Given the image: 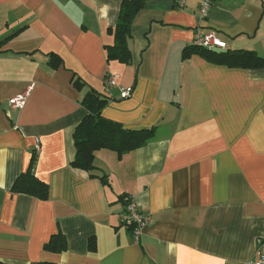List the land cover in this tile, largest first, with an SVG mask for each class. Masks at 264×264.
Listing matches in <instances>:
<instances>
[{
    "label": "crops",
    "instance_id": "crops-1",
    "mask_svg": "<svg viewBox=\"0 0 264 264\" xmlns=\"http://www.w3.org/2000/svg\"><path fill=\"white\" fill-rule=\"evenodd\" d=\"M124 0H0V260L6 264H260L264 261V68L184 58L215 33L219 51L264 58V0H153L136 16L129 64L107 61ZM52 55L62 62L53 66ZM118 75L109 92L105 80ZM83 82L75 86V79ZM122 88H133L128 99ZM91 90L103 117L157 127L121 158L95 153L75 169L74 132ZM26 95L23 109L9 105ZM43 201L13 193L29 169ZM91 175H94L92 177ZM130 197L152 223L139 240L122 225ZM62 233L67 249L44 250ZM94 242V248L91 244Z\"/></svg>",
    "mask_w": 264,
    "mask_h": 264
},
{
    "label": "trees",
    "instance_id": "trees-1",
    "mask_svg": "<svg viewBox=\"0 0 264 264\" xmlns=\"http://www.w3.org/2000/svg\"><path fill=\"white\" fill-rule=\"evenodd\" d=\"M149 1L153 0H124L121 5L118 23L115 28L109 30L114 36V44L106 48L107 61H117L123 64L131 63L133 56L128 42L131 38L133 22ZM192 55H200L213 64L231 68H264V58L254 51H212L199 48L193 44L185 49L184 58L187 59ZM52 56L50 62L54 67L62 62L57 55ZM80 80L79 77L75 79V86L84 85ZM108 103L109 98L95 90L88 92L83 99L82 104L88 114L74 132L76 157L71 163L73 168L91 173L95 170L96 152L104 149L111 150L117 152L121 158L127 153L144 147L155 136L157 127L139 130L127 129L123 125L103 117V110ZM37 156V152L34 151L28 171L17 179L12 191L13 193L26 194L45 201L49 196V187L34 174ZM91 176L94 177V175ZM91 248H94V242H92ZM66 249L67 241L62 233L52 236L44 246L45 251L56 254L62 253ZM0 264L6 263L0 260ZM34 264L54 263L42 262Z\"/></svg>",
    "mask_w": 264,
    "mask_h": 264
},
{
    "label": "built area",
    "instance_id": "built-area-1",
    "mask_svg": "<svg viewBox=\"0 0 264 264\" xmlns=\"http://www.w3.org/2000/svg\"><path fill=\"white\" fill-rule=\"evenodd\" d=\"M186 0H179V5L182 7L185 4ZM212 2L211 0H200V17L201 20H205L211 9ZM195 46L208 50H224L226 48V43L219 39L215 33H209L207 35H197L195 37L194 43ZM118 75H110L105 80L107 92L114 86H116ZM121 98L128 99L133 94V88H122ZM27 96L20 95L9 100V105L15 109H23L26 104ZM40 150V146L37 144L36 152ZM125 204V213L121 219V223L127 229H129L135 238L139 240L142 235V232L147 228L151 223V219L144 216L138 206L130 197L124 198ZM260 264H264L262 261Z\"/></svg>",
    "mask_w": 264,
    "mask_h": 264
}]
</instances>
